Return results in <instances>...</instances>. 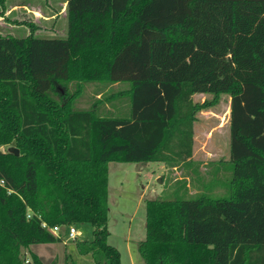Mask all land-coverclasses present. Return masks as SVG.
Segmentation results:
<instances>
[{
    "label": "trees",
    "instance_id": "trees-1",
    "mask_svg": "<svg viewBox=\"0 0 264 264\" xmlns=\"http://www.w3.org/2000/svg\"><path fill=\"white\" fill-rule=\"evenodd\" d=\"M64 1V36L0 33V264H42L24 249L71 223L92 225L77 241L97 264H121L108 162L190 163L208 104L196 92L230 95L229 196L147 198L138 251L144 264H264V0ZM71 79L128 82L111 95L128 111L73 106Z\"/></svg>",
    "mask_w": 264,
    "mask_h": 264
},
{
    "label": "rangeland",
    "instance_id": "rangeland-1",
    "mask_svg": "<svg viewBox=\"0 0 264 264\" xmlns=\"http://www.w3.org/2000/svg\"><path fill=\"white\" fill-rule=\"evenodd\" d=\"M67 31L64 0H4L0 3L1 34L25 36L32 32L42 36H64ZM62 82V98L71 95L75 107H87L96 102L113 113L128 111L125 98L111 97L112 93L128 86L126 81L107 83L98 79H71ZM193 100H206L208 104L197 112L190 163L172 164L162 160L108 162L107 242L119 249L121 264H144L137 245L145 237L147 198H191L202 193L211 197L229 196L233 170L229 153L230 95L196 92ZM12 147H16L14 141L1 145L2 149ZM71 225L78 230L74 238L63 235L60 241L31 244L24 249L26 259L31 261L30 251H34L42 264H97L94 254L80 250L77 241L92 237V225Z\"/></svg>",
    "mask_w": 264,
    "mask_h": 264
},
{
    "label": "built area",
    "instance_id": "built-area-1",
    "mask_svg": "<svg viewBox=\"0 0 264 264\" xmlns=\"http://www.w3.org/2000/svg\"><path fill=\"white\" fill-rule=\"evenodd\" d=\"M51 231L55 234H59L60 237L63 235L67 238H74L78 234V230L74 225H67L64 230L62 229V225H53L50 227Z\"/></svg>",
    "mask_w": 264,
    "mask_h": 264
},
{
    "label": "water",
    "instance_id": "water-1",
    "mask_svg": "<svg viewBox=\"0 0 264 264\" xmlns=\"http://www.w3.org/2000/svg\"><path fill=\"white\" fill-rule=\"evenodd\" d=\"M15 153H18V148L17 147H12L11 148Z\"/></svg>",
    "mask_w": 264,
    "mask_h": 264
},
{
    "label": "crops",
    "instance_id": "crops-1",
    "mask_svg": "<svg viewBox=\"0 0 264 264\" xmlns=\"http://www.w3.org/2000/svg\"><path fill=\"white\" fill-rule=\"evenodd\" d=\"M229 110H230V108H229Z\"/></svg>",
    "mask_w": 264,
    "mask_h": 264
}]
</instances>
